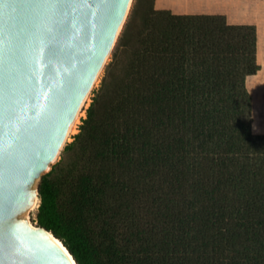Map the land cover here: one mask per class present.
Instances as JSON below:
<instances>
[{"label":"trees","instance_id":"obj_1","mask_svg":"<svg viewBox=\"0 0 264 264\" xmlns=\"http://www.w3.org/2000/svg\"><path fill=\"white\" fill-rule=\"evenodd\" d=\"M159 1L135 0L35 221L77 264H264L257 25Z\"/></svg>","mask_w":264,"mask_h":264},{"label":"water","instance_id":"obj_2","mask_svg":"<svg viewBox=\"0 0 264 264\" xmlns=\"http://www.w3.org/2000/svg\"><path fill=\"white\" fill-rule=\"evenodd\" d=\"M133 1L0 0V264H77L52 231L20 218L40 199L34 186L65 147Z\"/></svg>","mask_w":264,"mask_h":264},{"label":"crops","instance_id":"obj_3","mask_svg":"<svg viewBox=\"0 0 264 264\" xmlns=\"http://www.w3.org/2000/svg\"><path fill=\"white\" fill-rule=\"evenodd\" d=\"M188 4L191 12L221 13L228 20L246 23H253L254 20L258 28V61L264 65V7L258 10L257 0H188Z\"/></svg>","mask_w":264,"mask_h":264},{"label":"rangeland","instance_id":"obj_4","mask_svg":"<svg viewBox=\"0 0 264 264\" xmlns=\"http://www.w3.org/2000/svg\"><path fill=\"white\" fill-rule=\"evenodd\" d=\"M156 1L157 0H155V7H157V5H156ZM134 2H135V0L133 1V4H134ZM133 4H132V6H133ZM257 6H258V10H260V7L262 8V7H264V0H257ZM132 8V7H131ZM131 11V10H130ZM130 14V13H129ZM128 18V17H127ZM126 21H127V19H126ZM228 22H230V23H237V22H241V21H239V20H229ZM246 22V21H245ZM126 23V22H125ZM253 23H254V20H253ZM125 25V24H124ZM124 27V26H123ZM123 29V28H122ZM121 32H122V30L120 31V33H119V35H118V38H117V42H116V46H115V50H116V48H117V45H118V41H119V36H120V34H121ZM115 50L109 55V57H108V59H107V61H106V63H105V65H104V72L95 80V82H94V84H93V94H92V96L90 97V99L88 100V102L86 103V105L84 106V108L82 109V111L80 112V117H79V119H78V121H77V123H76V126H75V131H74V133L70 136V138L66 141V144L67 143H69L70 141H72L73 140V135L75 134V133H77L78 132V130H79V125L82 123V119L86 116V109H87V107L90 105V103H91V101H92V98H93V96H94V94H95V91L99 88V86H100V84H101V81H102V78H103V76H104V74H105V70H106V67H107V65H108V63L111 61V59H112V56H113V54H114V52H115ZM255 126H256V124H255ZM255 131H259V130H256V127H255ZM62 157H64V158H68V153L66 152V151H64V148L61 150V152L59 153V155L57 156V158H56V162H58ZM55 162V163H56ZM41 181V180H40ZM40 181L34 186L35 188L39 185V183H40ZM38 208V207H37ZM36 211H37V209H32V210H26L25 211V213L22 215V217H24L25 215L27 216V218H28V220L32 223V225H37V222L35 221V218H36ZM21 217V218H22Z\"/></svg>","mask_w":264,"mask_h":264},{"label":"bare ground","instance_id":"obj_5","mask_svg":"<svg viewBox=\"0 0 264 264\" xmlns=\"http://www.w3.org/2000/svg\"><path fill=\"white\" fill-rule=\"evenodd\" d=\"M81 115L79 114L77 119L75 120V122L73 123V125L71 126V128L69 129V131L67 132L66 135V141L70 138V136L74 133L75 131V126L76 123L79 119ZM40 199L39 198H35L34 202L29 206V208L27 209L32 210V209H37L38 207V203H39ZM20 221L22 223V225L29 231H34L36 230V225H32V223L28 220L27 216L25 215L24 217L20 218ZM59 245H61V243L58 240H55ZM71 257V256H70ZM73 261V260H72Z\"/></svg>","mask_w":264,"mask_h":264}]
</instances>
